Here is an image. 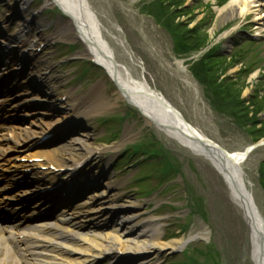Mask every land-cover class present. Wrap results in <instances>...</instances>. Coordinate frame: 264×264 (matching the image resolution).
I'll return each instance as SVG.
<instances>
[{
  "label": "rangeland",
  "instance_id": "obj_1",
  "mask_svg": "<svg viewBox=\"0 0 264 264\" xmlns=\"http://www.w3.org/2000/svg\"><path fill=\"white\" fill-rule=\"evenodd\" d=\"M88 1L117 61L136 80L145 81L165 97L191 126L228 152L244 151L264 139L262 5L253 4L246 16H232L220 22L217 7L228 0H193L187 7L185 3L189 0ZM260 1L264 2L257 3ZM1 2L3 19L12 15V11L7 12L12 5L16 4V9L23 6L22 0ZM32 9L42 25L40 30L47 35L54 31L58 22L68 17L58 8L45 6L41 0H36ZM7 22H10L8 27L12 34L17 35L22 22L6 18ZM195 24L197 29L191 31V25ZM175 25L179 29L176 30ZM186 25L189 29L184 28ZM257 29L262 30V35H255ZM226 30H231L229 36L220 39L222 42L215 41ZM38 32L32 28V37L37 38ZM183 35L187 37V48L181 50L176 42ZM209 39L213 42L210 46ZM61 45H46L36 58L43 61L45 57L44 60L48 59L53 65L51 70L58 77L53 83L60 85L58 93L55 89L54 93L52 91L53 96L60 97L65 88L76 89V95L85 96L93 87L101 86L106 99L115 105L95 119L82 120V125L88 127L86 131L95 137L97 145L103 146L123 139L127 131L132 132L115 157L109 175L117 181H125L122 196L138 200L141 210L159 218L167 240L208 233V238L189 240L183 251L162 253L156 262L254 264L243 213L232 201L228 184L210 160L194 154L156 124H147L134 103L118 97L117 87L103 68L75 55L83 44L77 43L70 49ZM220 45L219 52L224 54L212 57L211 62L217 66L206 71L204 67L209 59L206 56ZM197 46L200 48L195 49ZM22 51L20 55L31 53ZM200 51H205L202 57ZM200 59L203 61L199 62ZM181 60H184L182 64L178 63ZM16 65L17 62L13 66ZM206 72L210 77L204 76ZM41 101L35 102L45 106ZM76 129L84 132L80 131L83 127ZM104 164L106 162L101 163V167ZM243 168L246 184L264 217V145L249 154ZM101 181L105 183L107 177ZM234 242L236 249L231 245ZM114 262L105 257L98 264Z\"/></svg>",
  "mask_w": 264,
  "mask_h": 264
},
{
  "label": "bare ground",
  "instance_id": "obj_2",
  "mask_svg": "<svg viewBox=\"0 0 264 264\" xmlns=\"http://www.w3.org/2000/svg\"><path fill=\"white\" fill-rule=\"evenodd\" d=\"M1 1L5 2V0ZM22 1L21 8L16 9L15 4L12 5L11 10H7V12L12 11L11 16L22 22L17 35H12L11 30L7 28L10 22L5 23L3 29L0 25V34L1 31L3 33L0 45L9 46L2 54L5 60L0 68V84L4 78L13 73H16L18 79H22L23 76L25 80L28 79L24 86L19 85L18 97L9 93L12 90H6L9 96H14L16 99V105L10 111L4 112V107L0 106V130L11 133V135L4 134L0 138V161H5V167L9 168L11 177L7 184L0 188L7 190L14 181L26 179L39 184L41 179L38 174L45 175L50 182L44 181L40 185L53 186L52 181H56L65 174L62 177L65 180L59 190L42 194L44 202L61 199L59 201L63 206L46 226L31 228L32 224H27L24 220L19 221L21 226L11 227L10 231L9 228L0 226V238L5 241L4 246L0 244V264H96L105 257H110L115 264H158L157 260H160L162 253L183 251L189 240L208 238V233L199 232L186 239L167 240L159 218L148 214L146 210H141L139 206L142 204L138 200L122 196L121 189L125 186V181H117L109 175L115 157L132 136V132L127 131L123 139H117L119 141L103 146L97 145L94 141L95 137L86 131L88 127L82 125V120L95 119L115 105L106 99V93L101 86L93 87L85 96L76 95V89L73 88L63 89L60 97L58 94L53 96L52 91L54 93L55 89V93H58L60 87L59 82L53 83L55 79L58 80L54 71L51 70L53 65L48 59L44 60L45 57L43 61L34 58L36 53L41 55L39 52L41 48L54 43H65L64 47L69 49L77 46V43H82L83 48L75 55L100 63L110 75H113L119 86L118 97L121 100L129 99L140 107L147 124H156L160 130L169 137L178 139L194 154L202 155L210 160L228 184L232 201L243 213L244 222L249 228V251L254 264H264V255L260 256L261 245L257 243V235L259 236L260 228L263 226L260 219L264 221V217L260 210L261 217H258L256 211V218L254 217L247 202L246 189L241 191L245 176L244 174L241 176L240 168L244 170L243 164L248 154L245 155L244 151L229 152L232 162H223L220 155H214L216 154L214 152L211 154L206 148L213 150L211 146L189 139L172 127L175 118L162 108L161 95L157 94L145 81L136 80L131 72L117 61L115 52L105 39L101 24L91 10L88 0H41L50 8L60 6L68 16L66 21L58 22L49 35L40 30L42 25L37 21V13L32 9L36 0ZM258 1L228 0L222 7H217L220 22L232 16H246L253 4L264 7V2L257 3ZM32 28L40 31L37 38L32 37ZM230 31L226 30L215 41L222 42L220 39L227 38ZM256 34L262 35V30L257 29ZM212 43L209 39L208 46ZM221 47L220 45V50ZM21 48L32 53L26 59L30 61L23 64L27 65L26 71L23 65L12 67L7 71L4 66H13L15 58L20 55ZM199 56L202 57V53H199ZM114 59L118 64L114 62ZM13 79L15 80V77L11 80ZM11 80L5 82L6 87ZM247 92L245 90V94ZM33 93L38 94L33 95ZM10 99L8 97L7 100L10 101ZM37 99L42 100L45 104L44 108L35 102ZM13 115L20 117L23 122L28 121L27 125L18 127L19 130L10 128L8 120ZM77 126L83 127L80 131L84 132L80 133L79 129H76ZM191 128L197 136L206 137L194 126ZM53 133L61 137H55L43 143L47 136ZM103 162L106 164L101 167ZM29 171L32 174L29 175ZM16 174L19 175L16 176ZM106 177L107 181L102 182L101 180ZM83 178L86 180L83 181ZM89 178L92 179L89 180ZM80 181L83 183L81 186H79ZM84 187L88 190L85 195L80 194ZM76 189L75 194L79 195L75 197H56L66 191H68L67 194H72ZM216 193L217 191L215 195ZM81 195L83 196L80 197ZM44 202L40 200L37 205L43 206ZM13 205V210H18L16 204ZM42 226L43 230L40 229ZM26 228L32 229L34 234L45 238L43 244H32L29 240H22L20 238L22 233L19 230ZM5 232L9 235H5ZM15 239L19 246L14 245ZM6 240H11L12 248L7 246ZM235 242L231 245L236 249ZM15 248L25 253L23 259L7 256V252L10 250L15 252Z\"/></svg>",
  "mask_w": 264,
  "mask_h": 264
},
{
  "label": "water",
  "instance_id": "obj_3",
  "mask_svg": "<svg viewBox=\"0 0 264 264\" xmlns=\"http://www.w3.org/2000/svg\"><path fill=\"white\" fill-rule=\"evenodd\" d=\"M160 99H161V103H162L161 104L162 108L165 109L170 114H172L175 118L173 120V125H171L172 127H174L176 130L180 131L184 136L188 137L189 139L199 141V143L204 144L205 146H211L213 148V150L208 148V147H206V148L210 151V153L214 152V153H216L214 155H220L223 162H226V161L232 162V160L230 159L231 154L227 150H225L221 145L215 143L214 141H212L206 137H201V136H197L196 134H194L195 132L192 130L191 126L187 123V121L185 120L183 115L175 107H173L171 105V103H169L166 99H164L162 97ZM262 144H264V143L259 142L255 145H253L251 148L246 149L245 155H247L251 149L258 147ZM238 169H239V166H238ZM240 174H241V176H243V171L241 168H240ZM242 185H243V188H241V191H242V189L243 190L246 189L244 181H242ZM246 195H247L248 205H249L251 211L253 212L254 217L256 218V216H255V211H256L258 217L260 218L261 216L259 214L257 207L255 206V202H254L252 194L246 190ZM260 221L263 222L261 219H260ZM259 237H260V239H259ZM257 243L261 245V247L259 248L260 249V256L264 255V253H263V251H264V222H263V226L260 228L259 236L257 235Z\"/></svg>",
  "mask_w": 264,
  "mask_h": 264
},
{
  "label": "trees",
  "instance_id": "obj_4",
  "mask_svg": "<svg viewBox=\"0 0 264 264\" xmlns=\"http://www.w3.org/2000/svg\"><path fill=\"white\" fill-rule=\"evenodd\" d=\"M176 26V25H175ZM180 28H181V26H180ZM184 28H187V25L184 27ZM175 29L177 30V29H179V28H177V26L175 27ZM187 29H189V28H187ZM194 29H197V26L195 27V28H191V31L192 30H194ZM175 30V31H176ZM190 31V32H191ZM182 34V33H181ZM176 45H177V47H178V45H179V49L181 48V50H184V48H187V37L185 36V38H184V35L181 37V39H180V41H177L176 42ZM189 48V47H188ZM198 48H200V46H197V47H195V49H198ZM189 49H191V48H189ZM184 53V52H183ZM218 54L217 53H214V52H211L210 54H208L206 57L208 58L209 57V59H208V63L206 62V64H205V67L204 68H206L207 70L206 71H208V70H211L212 68H214L213 66H215L216 65V63H212L211 62V60H214L212 57H215V56H217ZM220 55V54H219ZM200 61H203L202 59L200 60ZM199 61V62H200ZM211 62V63H210ZM210 64V65H209ZM217 66V65H216ZM194 71H197V70H195L194 69ZM205 71V70H204ZM207 73L208 72H206L205 73V77L206 76H209L210 77V75H207ZM214 74H212V76H213Z\"/></svg>",
  "mask_w": 264,
  "mask_h": 264
}]
</instances>
